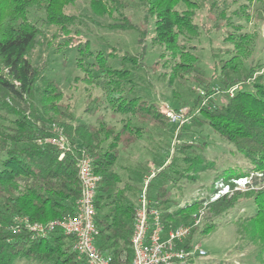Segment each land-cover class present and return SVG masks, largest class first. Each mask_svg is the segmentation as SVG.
<instances>
[{
	"label": "trees",
	"instance_id": "obj_1",
	"mask_svg": "<svg viewBox=\"0 0 264 264\" xmlns=\"http://www.w3.org/2000/svg\"><path fill=\"white\" fill-rule=\"evenodd\" d=\"M74 2L0 0V264H14L19 258L41 264H87L85 258H78L72 249L69 234L55 228L42 235L21 221L26 218L30 223H47L74 214L75 201L80 194L76 163L82 154L91 157L94 171L101 176L95 190L94 223L99 231L96 244L102 252L111 255L115 264L128 263L132 256L130 239L135 201L120 188L121 177L113 167L120 149L129 148L147 132L148 127L170 125L157 102L131 90L130 70L109 64L108 58L115 56L114 52L93 54L90 49L87 51L88 44H84L79 36L77 49L94 57V61L79 67L87 75L85 79L89 75L101 80L98 83L101 93L88 94L83 111L94 113L109 109L113 117L119 114L123 118L120 126L107 123L102 114L96 123L72 124L73 115L70 111L65 112L69 108L58 84L54 79H45L39 66L32 63L30 53L43 33L41 25H55L58 33L69 34L75 19L65 12V7ZM118 2L120 0H91V5L98 10L105 8L103 12L111 14L116 11ZM139 2L146 15L154 17L152 39L166 51L176 52L178 37L197 31L193 13L189 12V8H194L197 3L194 0ZM108 4L115 8L109 10ZM181 4L185 8L180 10ZM226 8L227 0H215L209 6L207 17L214 20L215 27L221 25L218 16L225 13ZM40 11L44 13L41 25L35 16ZM127 27L133 29L134 25ZM139 29L141 37L143 30ZM74 40L75 36L69 38L71 42ZM119 58L122 63L130 62L136 68L133 55L120 52ZM216 61V76L206 78L203 86L206 93L212 91L213 82L219 83L224 92L237 82L244 83L245 87L247 83L249 88L236 90L233 95L225 92V101L221 103L210 97L204 105L199 104L198 114H191V124L185 129L210 126L250 163L246 171L222 170L214 176L212 184L216 181L229 183L251 171L261 173L254 181L261 184L264 182V72L252 78V74L262 68L253 65L247 73L230 77L227 74L232 68L224 65V61ZM183 68L186 67L183 65ZM42 80V90H37L36 84ZM195 101L197 103V97ZM57 123L63 125L68 139V149L62 155L50 142H40L51 136L50 127ZM183 130L176 135L177 141L173 142L171 152L162 162L156 163V171L149 182V189L154 188L150 194L153 205L161 211L164 224L190 223L192 213L205 198H196L176 210H169L167 204L172 197L168 184L175 181L172 173L179 174L175 169L177 159L187 163L184 170L193 169L195 175H188L191 178L212 168L211 161L201 158L206 142L182 137ZM78 141L80 145H77ZM189 152H194V156ZM126 189L133 191L132 187ZM213 191L210 189V194ZM242 199H251L255 210L238 222V234L246 243L264 250V185L256 190L224 194L208 203L203 221L191 228L187 242L195 244L198 233H205L215 226V219L228 213Z\"/></svg>",
	"mask_w": 264,
	"mask_h": 264
},
{
	"label": "rangeland",
	"instance_id": "obj_2",
	"mask_svg": "<svg viewBox=\"0 0 264 264\" xmlns=\"http://www.w3.org/2000/svg\"><path fill=\"white\" fill-rule=\"evenodd\" d=\"M194 1L197 3L194 8H189V12L193 13L192 20L197 26V31L181 34L178 37V48L174 53L166 51L161 44L152 39L154 17L146 15L139 0H120L116 11L111 14L103 12L106 11L105 8H99V11L97 7L91 5V0H75L74 4L65 7V12L75 19L69 28V34L58 33L55 25H41L40 20L44 13L40 11L35 16L43 33L38 36L30 53L32 63L39 66L45 79H54L58 84L63 101L69 108L65 112L70 111L73 115L74 125L96 123L102 114L107 123L120 126L123 118L119 114L113 117L109 109L94 113L83 111L88 94L101 93L98 84L101 80H95L89 75L85 79L87 75L79 66L94 61V57L86 55V51L81 52L77 49L78 36L81 41H85L84 44H88L87 51L90 49L93 54L98 51L106 55L114 52L115 56L108 58L109 64L116 68L124 66L130 70L131 90L158 103L170 125L164 128L148 127L147 132L129 148L120 149L116 169L123 180L126 170L137 172L141 166L147 167L145 172L148 176L156 168L154 163L162 162L167 153L171 152L180 130L184 129L182 134L184 138L206 142L207 147L203 150L201 158L205 157L211 161L212 168L200 171L195 178H191L188 175H195L193 169L184 170L187 163L180 158L177 159L178 165H175V169L179 170V174L172 173L175 181L168 184L172 197L167 204L169 210H176L196 198H206L207 194H210V189H214L219 182L212 184L214 176L222 170L246 171L250 167L249 161L236 152L230 143L216 135L210 126H191L190 129H185L191 124V114H198L199 104L204 105L210 97L214 102H224L225 92L233 86H228L224 92L219 83L213 82L210 93L204 90L206 78L216 76L214 70L218 64L216 60L224 61V65L232 68L227 74L230 77L247 73L248 68L253 65L262 68L252 74V78L264 72V0H227L225 13L218 16L221 19V25L218 27L214 26L213 19L207 17L209 6L215 0ZM107 8L110 10L115 7L108 4ZM184 8L183 4L179 5L180 10ZM127 25H134L137 29L128 28ZM139 28L143 30L141 37L138 35ZM72 36H75L73 42L69 41ZM120 52L133 55L137 62L136 68H133L130 62L122 63L119 58ZM183 65L186 68H183ZM185 69L190 70L185 72L183 71ZM42 83L43 80L37 82V90L40 88L42 90ZM234 85L238 86L237 90L249 88L247 83L246 87L242 82ZM183 107L188 108L185 117H189V120L186 119L187 122L181 125L176 134V125L169 121L166 111L178 112ZM50 128L51 136L61 133L68 143L62 124H52ZM77 145H80L79 141ZM189 155L194 156V152H189ZM260 176L261 173L251 171L248 174V183L230 195L235 192L256 190L263 186L264 182L261 184L254 182ZM130 178L131 183L135 185L143 182L142 177L136 174L130 175ZM153 191L154 188L149 189V194ZM205 198L204 201L210 203V197ZM254 210L255 206L251 199H242L228 213L216 218L215 226L205 233H198L194 238L197 247L204 249L206 255L180 264H264V250L246 243L238 234V222L251 215ZM14 264L41 263L19 258Z\"/></svg>",
	"mask_w": 264,
	"mask_h": 264
},
{
	"label": "built area",
	"instance_id": "obj_3",
	"mask_svg": "<svg viewBox=\"0 0 264 264\" xmlns=\"http://www.w3.org/2000/svg\"><path fill=\"white\" fill-rule=\"evenodd\" d=\"M237 89L238 86L233 85L228 88L227 93L233 95ZM187 110L188 108L183 107L178 112L166 111L169 121L176 125V134L181 125L189 120V117H185ZM41 141L55 145L61 155L68 149L67 140L61 133H56L55 136ZM76 165L80 181V194L75 201L74 214L47 223H30L26 218L21 221L30 230L42 235L55 228L69 234L72 237V249L77 253L78 258H85L87 264H115L111 255L102 252L96 244L99 231L94 223L95 190L101 176L94 171L92 159L88 154H82ZM155 171L156 168L143 178L137 194L130 239L132 256L126 264H180L197 257H204L206 251L197 247L196 243L189 244L187 238L191 228L201 223L208 202L203 201L196 213L193 214L190 223L164 224L161 219V211L153 205L149 194V182ZM230 183L217 182L209 201H214L224 194L233 193L244 187L248 183V175L233 178Z\"/></svg>",
	"mask_w": 264,
	"mask_h": 264
},
{
	"label": "crops",
	"instance_id": "obj_4",
	"mask_svg": "<svg viewBox=\"0 0 264 264\" xmlns=\"http://www.w3.org/2000/svg\"><path fill=\"white\" fill-rule=\"evenodd\" d=\"M117 162H118V160H117ZM117 162H116V164H117ZM116 164L114 165L113 169H114V171H116V172L119 173V171L116 169ZM148 165H149V167H150L151 163L149 162ZM154 166L157 167V165H156L155 163H154ZM141 169H142V170H141ZM146 169H147L146 166H143V167L141 166V167L137 170V172H133V171H131V170H130V172H129L128 170H126V171H125V172H126L125 180H123L122 175L119 173V175H120V177H121V182H120V184H119V185H120V188H123V189L125 190V193L128 194V195H130L131 199L134 200L135 202H136V198H137L138 191H139V189H140L142 183H141V182H138L137 185L131 183L130 175H134V174H136L137 176H141L142 179H143V178L146 176V172H145ZM128 180H129V181H128ZM126 187H127V188H128V187H132L133 191H129V192L126 191V190H127Z\"/></svg>",
	"mask_w": 264,
	"mask_h": 264
}]
</instances>
